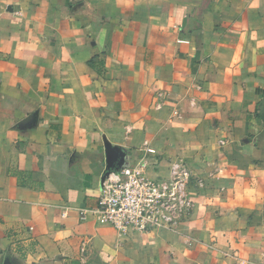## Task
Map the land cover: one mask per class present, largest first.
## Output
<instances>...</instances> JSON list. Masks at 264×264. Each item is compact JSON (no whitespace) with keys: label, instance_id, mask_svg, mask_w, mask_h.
I'll list each match as a JSON object with an SVG mask.
<instances>
[{"label":"crops","instance_id":"crops-1","mask_svg":"<svg viewBox=\"0 0 264 264\" xmlns=\"http://www.w3.org/2000/svg\"><path fill=\"white\" fill-rule=\"evenodd\" d=\"M107 150L189 212L81 221ZM0 264H264V0H0Z\"/></svg>","mask_w":264,"mask_h":264},{"label":"built area","instance_id":"built-area-1","mask_svg":"<svg viewBox=\"0 0 264 264\" xmlns=\"http://www.w3.org/2000/svg\"><path fill=\"white\" fill-rule=\"evenodd\" d=\"M145 153L155 156V150ZM146 164L142 165V168ZM141 167L106 170L97 205L79 212V219H94L121 235L147 234L170 229L191 209L189 189L202 186L182 164H172L168 178L151 179Z\"/></svg>","mask_w":264,"mask_h":264},{"label":"water","instance_id":"water-1","mask_svg":"<svg viewBox=\"0 0 264 264\" xmlns=\"http://www.w3.org/2000/svg\"><path fill=\"white\" fill-rule=\"evenodd\" d=\"M114 157L115 154L113 150H107L105 154L107 170H109L112 167Z\"/></svg>","mask_w":264,"mask_h":264}]
</instances>
